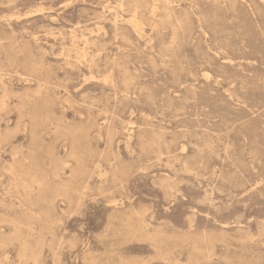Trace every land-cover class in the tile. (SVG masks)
Segmentation results:
<instances>
[{
    "label": "rangeland",
    "instance_id": "374dc122",
    "mask_svg": "<svg viewBox=\"0 0 264 264\" xmlns=\"http://www.w3.org/2000/svg\"><path fill=\"white\" fill-rule=\"evenodd\" d=\"M0 264H264V0H0Z\"/></svg>",
    "mask_w": 264,
    "mask_h": 264
},
{
    "label": "bare ground",
    "instance_id": "6f19581e",
    "mask_svg": "<svg viewBox=\"0 0 264 264\" xmlns=\"http://www.w3.org/2000/svg\"><path fill=\"white\" fill-rule=\"evenodd\" d=\"M167 16V15H166Z\"/></svg>",
    "mask_w": 264,
    "mask_h": 264
}]
</instances>
